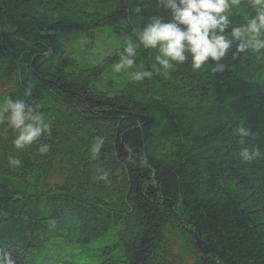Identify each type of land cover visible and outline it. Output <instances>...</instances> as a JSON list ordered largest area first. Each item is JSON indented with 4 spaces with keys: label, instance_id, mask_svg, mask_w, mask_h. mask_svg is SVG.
<instances>
[{
    "label": "trees",
    "instance_id": "obj_1",
    "mask_svg": "<svg viewBox=\"0 0 264 264\" xmlns=\"http://www.w3.org/2000/svg\"><path fill=\"white\" fill-rule=\"evenodd\" d=\"M152 16L171 19L160 0H0V105L50 125L17 149L0 116V264H264V57L234 43L220 71L165 75L141 45L115 73Z\"/></svg>",
    "mask_w": 264,
    "mask_h": 264
},
{
    "label": "clouds",
    "instance_id": "obj_2",
    "mask_svg": "<svg viewBox=\"0 0 264 264\" xmlns=\"http://www.w3.org/2000/svg\"><path fill=\"white\" fill-rule=\"evenodd\" d=\"M169 10L171 19L165 21L160 16H152L136 33V39L129 38L118 53V62L113 65L115 73L126 72L136 66L137 49L155 50L153 69L163 70L165 75L177 65L191 62L193 69H200L205 64L216 62L215 69L220 71L222 61L233 44L236 51L264 57V0H251L254 14L239 26H232L229 16L240 0H160ZM229 33L225 35V33ZM150 70L135 71L132 79L140 82L150 79ZM24 96H31V87ZM40 105L32 107L25 100L8 98L0 105V116L7 120V125L16 132L13 141L17 149L25 148L49 132L50 125L39 111ZM2 122V121H0ZM237 134L242 138L249 133L241 125ZM98 150V149H97ZM47 151V145L39 148ZM240 155L245 162H251L257 156V149L244 148ZM15 165L18 160H10Z\"/></svg>",
    "mask_w": 264,
    "mask_h": 264
},
{
    "label": "rangeland",
    "instance_id": "obj_3",
    "mask_svg": "<svg viewBox=\"0 0 264 264\" xmlns=\"http://www.w3.org/2000/svg\"><path fill=\"white\" fill-rule=\"evenodd\" d=\"M0 89H1V87H0Z\"/></svg>",
    "mask_w": 264,
    "mask_h": 264
}]
</instances>
